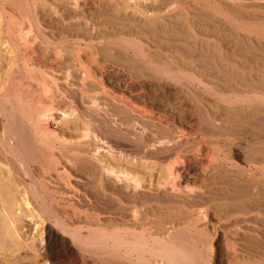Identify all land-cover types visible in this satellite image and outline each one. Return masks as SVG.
Wrapping results in <instances>:
<instances>
[{"label":"bare ground","instance_id":"6f19581e","mask_svg":"<svg viewBox=\"0 0 264 264\" xmlns=\"http://www.w3.org/2000/svg\"><path fill=\"white\" fill-rule=\"evenodd\" d=\"M66 1L0 0V20L5 23L0 22V215L3 217L0 221V249L6 250L5 254L2 252L5 259L0 260V264H206L204 259L198 260L196 256L200 246L192 235L203 227L200 220L204 218L210 222L223 221L224 231L216 242L221 264H230V258L237 252L235 242L233 249L225 245L224 241L227 243L230 239L227 230L243 222L258 223L257 228L250 227L255 233L251 239L264 248V0H178L182 4L179 8H210L203 12L214 18L222 10L237 13L235 41L240 49L237 58L232 54L231 57L214 52L207 54L204 49L202 53L190 55L197 47L191 40L196 35L184 29L190 27L193 20L189 11L184 9L171 14L168 11L153 13L148 8L138 7L143 13L142 18L124 15L129 18L118 22L115 31L142 34L146 42L127 36L125 41L120 39L118 43L117 38H111L119 47L106 45L112 53L108 51L105 56L127 72L129 82H124L127 86L141 77L152 79L156 86L151 92L147 91L144 101L160 105L156 106L158 111L155 109V113L153 108L143 107L145 109L141 112L147 119L141 120L139 133L131 131V134L110 125L104 115L110 111V101L116 102L118 119L122 125L127 124L134 117L128 107L133 109L136 99L132 101V97L114 91L108 82L103 81V72L99 75L98 68L90 61L91 54H88L91 51L86 49L90 52L82 53L84 47H93L98 52L94 42L96 31L81 26L82 22L70 29L68 32L74 36L78 50L74 51L75 57L70 53L66 55L63 53L67 52L64 38L68 32L54 21L52 24L42 19V11L38 9L107 8L115 4L114 0ZM157 1L147 7L150 5L151 10H159L161 6L157 3L160 0ZM123 2L122 6L126 4ZM161 2L165 6L166 1ZM117 15L123 17V13ZM85 19L89 22L91 18ZM80 33H85L86 37H81ZM105 40L110 42V39ZM82 44L86 46L81 48ZM216 48L220 50L218 46ZM62 104L66 124L52 127L49 125L52 111L63 108ZM83 129L87 132L91 129L93 134L96 131L101 138L99 143L102 138L122 137L123 140H117L128 141L134 162L138 159L143 168L149 166V160H154V165L159 164L156 167H159L158 178L152 170L147 186V182L141 181L144 176L141 173L143 176L128 169L118 170L99 157L93 160L76 153L82 150L81 142L70 140L76 139ZM87 132L85 130V134ZM83 134L82 138L87 136ZM191 134L200 135L199 145L205 147L203 154L190 155L191 150H188L192 147L191 143L188 145V136ZM66 135L72 136L69 142ZM233 136L240 139V144H245L240 149L246 153L243 168L229 172L224 159H220L222 154L215 157L210 150L217 147L216 144L229 145ZM58 143L62 145L60 151L55 149ZM113 149L110 147L108 151L112 154ZM70 150L74 152L70 153ZM193 164L201 168L197 171L202 174L192 171ZM71 176L77 180L73 182ZM181 176L192 184V189L186 191L191 187L186 186L182 190V180L179 183L174 181ZM221 176L226 178L221 179ZM150 189L160 192H149ZM22 210L34 219L37 216L44 226L40 239L45 242L44 253L36 255L29 252V248L25 253L35 256L26 259L18 254L21 228L18 230L16 222L21 220L18 216L22 215ZM33 211L37 215H33ZM150 213L154 216L149 217ZM167 224H170L169 229ZM237 231V228L233 229L236 238L237 235L241 238L242 233L237 234ZM199 239L198 243L202 239V245L209 241ZM206 249L205 252L201 250L202 253L207 254Z\"/></svg>","mask_w":264,"mask_h":264},{"label":"rangeland","instance_id":"374dc122","mask_svg":"<svg viewBox=\"0 0 264 264\" xmlns=\"http://www.w3.org/2000/svg\"><path fill=\"white\" fill-rule=\"evenodd\" d=\"M71 1V0H70ZM111 1V0H110ZM133 1V0H132ZM131 0H124V2H123V0H114V3L116 4V6H115V4H113V6H111V7H102V8H97L96 7V9H97V11H96V9H95V7L94 8H82V9H72V8H59V10H58V8L55 10V8H44V10H42L43 8L42 7H40V8H38L39 10H41L42 12H41V15H42V19H45V21L46 22H49V23H52L53 24V21H54V23H57V24H59V27H61V28H63L64 29V31H66V32H68V31H70V29H73L75 26H79L80 25V23H81V26H85V27H92L93 29H94V31H96L95 32V43H96V48H97V51L98 52H95V48L93 49V47H92V49H93V51H92V49H91V47H84V49H82V53L85 55V54H87V53H89L90 51H91V53H89L88 54V56L90 55L91 56V58H89L90 59V61H92L93 62V64L94 65H96V68H98V73H100L99 75H101V73L103 72V78L105 79V80H103L105 83H107L110 87H112V88H114V91H116V92H118L119 94H125L126 96H128L129 98L130 97H132V98H130L132 101L133 100H135L136 99V101H134L133 103H140V104H142L141 105V109H140V104H139V107H138V109H136V106H138L136 103L134 104V105H136L135 107H133V109H134V111H136V112H134V111H132L133 109H132V107H128V108H131V109H128V110H130L131 112H129L130 114L132 113V115L134 116L133 118H132V120L131 121H129V122H127V124H126V122L125 123H123V125H122V122L118 119V115H117V112H118V107L116 106V102H112V101H110V104H111V107H110V111H108V113L107 114H109V112H111L109 115H104V116H106V118H107V120L109 119V124L110 125H112V126H114V127H116L118 130H120L121 132H126V134H131V131H135L136 133H139L140 132V129H141V120H143V119H147V117L144 115V113H142L143 112V109H145V108H143V107H146L148 110L150 109V110H152V108H153V113H155V111L157 110L158 111V106L160 107V105H158V104H156L155 103V105H154V103H152V102H149V104H147L145 101H144V98H145V96L147 95V93H149V92H151L152 90H154V88H155V86H156V84L154 83V81L152 80V79H150V78H146V77H141V78H139L133 85H131V86H127L126 84L127 83H124V82H129L128 80H129V76H128V74H127V72H124V71H122V67L118 64V63H116V61H112V60H110V59H108L106 56H108L107 55V53H109V52H111L112 53V51H110V50H107L106 49V45H111V46H117L116 44H114L113 43V41L114 40H112V39H116V42L118 41V43L120 42V39H123L122 41H125V39L127 38V36H128V38L130 37V38H137L138 40H141L143 43H145L146 41L143 39V37H141L142 36V34H134V35H128V34H125V32H119V31H115V29H116V27L118 26V24H120V23H118V22H121V21H123V20H127V18H132V16H134V17H136V18H138V19H140V18H142V16H143V13L141 12V9L142 8H148L150 11H153V13H158V12H160L161 13V11H165V12H169V13H171V14H175V13H177L180 9H184V10H186V11H189V17L191 18V20H192V23H191V25H190V27H184V29L186 30H189V31H192V32H194L195 33V35H196V37L194 36V37H192L191 38V40H192V42H193V44H195L197 47H196V49L194 50L193 49V51H191L189 54L190 55H195V54H199V53H202V49H204L205 50V52L204 53H207V54H212V52H214V53H221V54H223L225 57H226V55L227 56H229V57H231V54H232V56H234L235 58H237V54L239 53V45L237 44V41H235L236 39H237V13H232L231 11H227V10H222L221 12L222 13H218L217 15V17H215L217 20L219 19V21H214L215 20V18H214V16L213 15H210V14H208V13H205V12H203V11H205V10H210V8H179L180 6H182V4L178 1V0H176L177 1V3H175V0H172L173 1V3L171 2V0H170V2L168 1V0H163V1H166L165 2V6H162L161 5V0H160V2H158L157 4H159L160 6H161V8L159 9V10H151V9H153V8H149V6L147 7V4H151V3H153L154 4V1L155 0H153V2H151V0H147V1H145V0H139V3H137L138 2V0H134L133 2H132ZM136 1V2H135ZM65 2H67L66 0H65ZM112 2H113V0H112ZM117 2H119V4L117 3ZM121 2H123V3H126V4H123V6H122V3ZM128 2V3H127ZM148 2V3H147ZM136 3V5H134ZM142 5H141V4ZM170 3V5H167V4H169ZM175 3V4H174ZM118 4V5H117ZM139 4V6H137ZM172 4V5H171ZM174 4V5H173ZM120 5L124 8L125 7V9H124V11L122 10V7L121 8H119L120 7ZM134 7H133V6ZM113 7V8H112ZM119 8V9H121V10H119V9H116V8ZM133 7V8H132ZM141 8L140 9V11H138V9L137 8ZM163 7H165V9L163 8ZM107 9V10H105V9ZM129 9V10H127V9ZM89 11H88V10ZM100 9V10H99ZM108 9H110V10H108ZM112 9H115L113 12L115 13H113L112 12ZM135 9H136V11H135ZM162 9H164V10H162ZM188 9V10H187ZM193 9L195 10V11H193ZM66 10H67V12H66ZM73 10V11H72ZM83 10V11H82ZM86 10V11H85ZM146 10V9H145ZM198 10H200V11H198ZM44 11H46V14H45V12ZM76 11V12H75ZM92 11V12H91ZM109 13H108V12ZM117 11V12H116ZM125 11H128L127 13L128 14H126V12ZM57 13V14H55V13ZM59 12V13H58ZM65 12V13H64ZM69 12V13H68ZM95 12V13H94ZM103 12V13H102ZM113 14H112V13ZM135 12H137V13H135ZM52 13V14H51ZM97 13V14H96ZM122 13H123V15H122ZM138 13H140V14H138ZM66 14V15H65ZM91 14V15H90ZM112 14V15H111ZM117 14H120V15H122L123 17L122 18H120V16H118ZM129 14H131V15H129ZM167 15H168V13H166ZM49 15V16H48ZM86 15V16H85ZM94 15H95V17H97V18H95L94 17ZM115 15V16H114ZM124 15H127V16H129V17H125ZM223 15H225L226 17H228V18H226L225 16H223ZM58 16V17H57ZM92 16L94 17L93 18V22H92ZM192 16V17H191ZM104 17V18H103ZM111 17H113V18H111ZM198 17V18H197ZM220 17V18H219ZM51 18V19H50ZM54 18V19H53ZM81 18H83L82 20H81ZM85 18H87V19H90L89 20V22H88V20L87 21H85L86 19ZM103 20H102V19ZM198 19V20H196V19ZM214 18V19H213ZM53 19V20H52ZM104 19H106L107 21H105ZM109 19V20H108ZM229 19V20H228ZM66 20V21H65ZM74 20V21H73ZM96 20V21H95ZM199 20H203V21H199ZM206 20V21H205ZM207 20H210V21H212V22H208ZM58 21V22H57ZM69 21V22H68ZM77 21V22H76ZM117 21V22H116ZM132 21H134L133 19H132ZM228 21V22H227ZM233 21V22H232ZM0 22H3L4 23V21L1 19L0 20ZM95 22V23H94ZM97 22V23H96ZM195 22V23H194ZM220 22V23H219ZM222 22V23H221ZM229 23L230 25L232 24V26L230 27V25H228L227 23ZM236 22V23H235ZM70 25H69V24ZM88 23H90L89 25H88ZM103 23V24H102ZM214 23V24H213ZM216 23V24H215ZM217 23H219V24H217ZM227 25H226V24ZM5 24V23H4ZM76 24V25H75ZM84 24V25H83ZM235 24V25H234ZM99 25V26H98ZM105 26V28H103L104 26ZM113 25L115 26V27H113ZM218 25V26H217ZM222 25H224V27L222 28ZM207 26V27H206ZM66 27V28H65ZM87 27V28H88ZM236 27V28H235ZM200 28V29H199ZM201 28H204V30L203 29H201ZM67 29V30H66ZM114 29V30H113ZM208 31V32H205L206 30ZM216 29V30H215ZM233 29H235V30H233ZM105 30H106V32H105ZM107 30H109V31H107ZM204 32H203V31ZM218 30V31H217ZM222 31L221 33H222V36H219V35H221V33L219 32V31ZM101 31V33H99ZM213 33H212V32ZM215 31H217V32H219V33H217V32H215ZM98 32V33H97ZM231 32V33H230ZM239 32L242 34V33H244V31L241 29V30H239ZM119 33V34H118ZM210 33V34H209ZM215 33H217L218 34V37H217V34H215ZM225 33H226V35H225ZM227 33H229V34H231L232 36H230L229 34L227 35ZM68 36L67 37H65L64 39H65V41L66 42H64V45H65V47H66V49H67V52H63L64 54H69L70 53V55L71 56H73V57H75L76 56V54H74V51H76V50H78V46L76 45L77 43H74V36H72L71 34H70V32H68ZM98 34V35H97ZM80 35H81V37H86V34L85 33H80ZM121 35V36H120ZM125 35V36H124ZM224 35H225V37H224ZM254 35H256V34H254ZM228 36V37H227ZM126 37V38H125ZM67 38V39H66ZM112 38V39H111ZM201 38V39H200ZM235 38V39H234ZM70 39V40H69ZM73 39V40H72ZM105 39H110V42H109V40L107 41V40H105ZM203 39V40H202ZM204 39H206V40H204ZM72 40V41H71ZM96 40H98L100 43L99 44H97L98 43V41H96ZM208 40V41H207ZM215 40H217V41H215ZM106 41V42H105ZM204 41H206V43L204 42ZM236 42V44L235 43H233V42ZM108 42V43H107ZM207 42H209V44L207 43ZM215 42V43H214ZM218 42V44L216 45V43ZM102 43V44H101ZM110 43V44H109ZM111 43H113V44H111ZM201 43V44H200ZM101 44V45H100ZM207 44V45H206ZM216 45V46H213V45ZM99 45H100V47H99ZM210 45V46H209ZM212 45V46H211ZM235 45V46H234ZM74 46H75V48H77V49H75L74 48ZM82 46H86V45H84V44H82L80 47L82 48ZM101 46H102V49H101ZM219 47L220 48V50L218 49L217 50V48L216 47ZM51 47H53V46H51ZM67 47H69V48H67ZM71 47L74 49H72V51H71ZM117 47H119V45L117 46ZM215 48V50H213L214 48ZM232 47H233V50H232ZM70 51H69V50ZM86 49L88 50H90V51H86ZM212 49V50H211ZM225 49V50H224ZM101 50V51H100ZM237 50V51H236ZM84 51V52H83ZM109 51V52H108ZM217 51V52H216ZM77 52V51H76ZM105 52V53H104ZM164 52H166L165 50H164ZM100 53V54H99ZM227 53V54H226ZM73 54V55H72ZM262 54V53H261ZM70 55H68V56H70ZM75 55V56H74ZM106 55V56H105ZM74 59V58H73ZM100 63V64H99ZM107 63H109V65H112L116 70H113L114 68L112 67V66H109ZM111 63H113V64H111ZM97 65H99V66H101V67H99V66H97ZM102 66H104L103 68H102ZM95 67V66H94ZM110 67H111V69H110ZM121 67V68H120ZM100 68H102V69H100ZM109 68V69H108ZM121 70H120V69ZM106 69H108V71L106 70ZM100 70V71H99ZM111 70V71H110ZM118 70V71H117ZM102 71V72H101ZM106 72V73H105ZM110 72H112L111 74H110ZM116 72V73H115ZM108 75V76H107ZM118 76V77H117ZM121 76V77H120ZM114 78V80H113V78ZM116 77V78H115ZM119 78V79H118ZM144 79V80H143ZM122 80V81H121ZM119 81V82H118ZM138 81H140V82H138ZM144 81L146 82V83H144ZM149 81H150V83H149ZM138 83H140L139 85H138ZM143 83H144V85H143ZM111 84V85H110ZM122 84V85H121ZM145 84H146V86H145ZM136 86V87H133V86ZM151 85V86H150ZM155 85V86H154ZM120 86H122V87H120ZM137 86H139V87H137ZM152 86H154V87H152ZM116 87V88H115ZM147 89H146V88ZM122 88V89H121ZM127 88H128V90H127ZM133 88H135V90L133 89ZM142 88V89H141ZM100 89V88H99ZM125 89H126V91H125ZM131 89V90H130ZM136 89H138L137 91H136ZM144 89H145V91H144ZM134 90V91H133ZM99 91V90H98ZM131 91H133V92H131ZM147 91H149V92H147ZM126 92V93H125ZM141 92V93H140ZM100 93V95H102V94H104V93H102V92H99ZM102 93V94H101ZM139 94H141V95H139ZM138 98H137V97ZM144 96V97H143ZM135 98V99H134ZM111 100V99H110ZM141 101H143L144 102V104H143V102H141ZM151 103V104H150ZM61 106H63V104L61 105ZM156 106H157V108H156ZM58 107V106H57ZM165 108H167V107H165ZM63 109H64V106H63V108H61V107H59L58 109H54V111H52V117H50L49 118V125L50 126H56V127H59V126H63V125H65L66 124V121L64 120L65 119V114H63L64 112H63ZM66 109V108H65ZM156 109V110H155ZM141 110H142V112H141ZM140 111V112H139ZM156 111V112H157ZM113 113V114H112ZM139 113V114H138ZM140 113H142V114H140ZM53 114H54V116H53ZM114 114H116V115H114ZM187 114H189V112L187 113ZM113 118H115V119H113ZM143 116V117H142ZM141 117H142V119H141ZM52 118V119H51ZM112 118V119H111ZM137 122V123H134L135 121ZM195 120V119H194ZM64 121H65V123H64ZM131 122H133V124L131 125L130 123ZM116 123H118L117 124V126H115V124ZM120 123V124H119ZM118 125H120V126H118ZM185 125H189V124H185ZM122 126V127H121ZM135 126H137V129L135 130ZM56 127H54V128H56ZM120 128V129H119ZM139 128V129H138ZM85 130H86V132H87V129H83V131H80V135L78 134V136L77 137H79V138H77L76 137V139L75 138H72V136H69V135H66V137H68L67 138V141L68 140H70L71 138H72V140H70V142H73V141H80L81 142V148H82V150L80 151V152H76V153H79L80 155H82V156H85V157H87V158H91V159H93V160H97V158L96 157H99L100 159H103V162L105 163H107V161H108V163L107 164H109V163H111V164H113V166L116 168V169H121V168H123V169H128V170H130V171H132V172H138L139 174L141 173V174H143V175H141V176H143L142 177V180L141 181H143V183L144 184H146V182H147V186H149V183L148 182H150V178L148 177V175L150 176V174L152 173V170H153V173L156 175V173H158L157 171L159 170V167H158V169L156 168L157 167V165L159 166V164H155L154 165V160H149V161H147V164L148 163H150L149 164V166L147 165V166H145L144 168H143V163H138L139 161H138V159H135V162H134V160H133V156L131 155V154H133L132 153V149H129V148H131L130 147V144L128 143V141H126L125 140V142H127L128 144H126L124 141V143L122 142V137H120L122 140H120L119 142H118V140H117V138L119 137L118 135L117 136H114V138L111 140V137H108V138H102V141H104V142H100L99 143V141L101 140V138L99 139L98 138V136L96 135L97 134V132L95 131V135L93 134V131H90V130H88L89 132H87L86 134H87V136H83V138H82V135L81 134H83V135H86L85 134ZM93 130V129H92ZM139 131V132H138ZM81 132H83V133H81ZM90 134V135H89ZM92 135H94V136H92ZM90 136V137H89ZM195 136V134H191V135H189L188 136V141H189V143H188V145L190 144V146L192 147L191 149H189L188 151H190L191 150V154L190 155H193V154H203V152L205 151V150H203V149H205V147L203 146H200L199 145V141H200V135H198V134H196V136ZM88 137V138H87ZM95 138V137H97L96 139L98 140V141H96V139H93V138ZM85 138V139H84ZM120 138H118V139H120ZM191 138V139H190ZM198 138V139H197ZM64 140H65V138H63ZM82 141H84V142H82ZM114 139L116 140V141H114ZM183 139H185V138H183ZM86 140V141H85ZM88 140V141H87ZM95 140V141H94ZM199 140V141H198ZM239 141V142H238ZM65 142H66V140H65ZM69 142V141H68ZM91 142V143H90ZM110 142H112V143H110ZM116 142V143H115ZM232 143H229V145H217L216 144V146L217 147H215V146H213V147H215V148H213V149H211L210 150V152L212 153V151L215 153V157H217L216 156V154L218 155L219 153H221L222 155H220V159H224L223 160V162H224V164L227 166V169H228V171L230 172V171H235V170H239V169H242L243 168V160H244V156H245V151L246 150H244L243 151V149H240V146L241 145H243V146H245V144H240V139L237 137V136H233L232 137V141H231ZM67 143V142H66ZM96 143V144H95ZM106 143V145H103V144H105ZM118 143V144H117ZM119 143H120V145L121 146H119ZM123 143V144H122ZM110 144V145H109ZM115 144H117V145H115ZM232 145V147L230 148V146ZM236 144V145H235ZM114 145V146H113ZM124 145V146H123ZM187 145V146H188ZM193 145V146H192ZM195 145H196V147H195ZM238 145V146H237ZM57 146L58 147H56L55 149L57 150V151H60V147L62 146V145H59V143L57 144ZM85 146L87 147L86 149H85ZM123 146V147H122ZM126 146V147H125ZM220 148H219V147ZM226 146V147H225ZM233 146H237L236 148L235 147H233ZM110 147H112V148H114L113 149V152H112V154L108 151V149L110 148ZM125 147V149H123ZM129 147V148H128ZM194 147V148H193ZM198 147H200V148H198ZM225 148V150L223 149V148ZM239 147V148H238ZM59 148V149H58ZM84 148V149H83ZM116 148V149H115ZM118 148V149H117ZM188 148H190V147H188ZM197 148H198V150H197ZM226 148H229L228 150H226ZM87 149H89V151H87ZM93 149V150H92ZM97 149V150H96ZM120 149H122L121 151H118V150H120ZM193 149H194V151H193ZM195 149H196V151H195ZM216 149V150H215ZM219 149H222V150H219ZM238 149V150H237ZM86 150V151H85ZM96 152H95V151ZM124 150V151H123ZM203 150V151H202ZM215 150V151H214ZM91 151V152H90ZM99 151V152H98ZM187 151V152H188ZM193 151V152H192ZM200 151V152H199ZM229 151L231 152V153H229ZM72 152H74L73 150H70V153H72ZM82 152V153H81ZM89 152V153H88ZM101 152V153H100ZM118 154H117V153ZM124 152V153H123ZM127 152V153H126ZM197 152V153H196ZM92 153V154H91ZM98 153H100V154H98ZM130 154V156H129V154L128 155H126V154ZM225 153V154H224ZM226 153H227V155L228 156H226ZM97 154V155H96ZM119 154H120V156H119ZM188 154V155H189ZM244 154V155H243ZM94 155H95V157H94ZM117 155V156H116ZM123 155V156H122ZM106 156H108L110 159H112V160H110L109 158H106ZM119 156V157H118ZM219 157V156H218ZM222 157V158H221ZM124 158V159H123ZM126 158V159H125ZM130 158V159H129ZM132 158V159H131ZM228 158H230V159H228ZM234 158V159H233ZM117 161H116V160ZM226 159V160H225ZM106 160V161H105ZM115 160V161H114ZM110 161V162H109ZM153 163H152V162ZM231 161H234V162H236V163H231ZM127 162V163H126ZM241 163V164H239V163ZM134 163V164H133ZM128 164H131V166L130 165H128ZM133 164V165H132ZM140 165H142V166H140ZM122 166V167H121ZM129 166V167H128ZM133 166V167H132ZM151 166V167H150ZM133 169H132V168ZM137 167V168H136ZM147 167V168H146ZM151 169H150V168ZM155 169H154V168ZM146 168V169H145ZM200 167L198 166V165H196V164H193L192 165V171L194 172L195 170L197 171H200V169H199ZM118 169V170H119ZM142 169V170H141ZM150 169V170H149ZM195 171V172H196ZM197 171V172H198ZM198 173H200V172H198ZM200 174H202V173H200ZM72 177V176H71ZM156 177L158 178V176L156 175ZM222 178L221 179H225L226 178V176H221ZM157 178H155V180L157 179ZM144 179H145V181H144ZM154 179V178H153ZM178 179V180H177ZM176 180H174V181H179V182H181V180H182V182L180 183V185H181V187H182V190H185L187 187H190L192 184H189V183H187L186 181H184V177L183 176H181V178L180 177H178ZM180 179V180H179ZM72 180H73V182H75L76 180H77V178H73L72 177ZM178 182V183H179ZM205 183H207L206 181H205ZM184 184V185H183ZM194 184V183H193ZM170 185V184H169ZM184 187H183V186ZM171 186V185H170ZM187 186V187H186ZM169 187V186H168ZM186 187V188H185ZM183 188H185V189H183ZM190 189H192V186L189 188V189H186V191L187 190H190ZM151 190V189H150ZM149 191V190H148ZM149 192H153V193H156L157 191H155V190H151V191H149ZM158 192H160V191H158ZM157 192V193H158ZM12 211H14V208H12ZM25 212L22 210V215H20V216H18V218L19 219H21V220H19L18 222H16V227L18 228V230L20 229V235H21V247H20V249H19V252H18V254L19 255H21L22 257H24L25 259H26V257L28 258V256L29 257H34L35 255H33V254H36V255H39V254H43L44 253V247H45V242H42L40 239H41V232H42V228L44 227L43 226V224L40 222V220H39V218L36 216V218L38 219H34L35 217H31V216H28V215H26V214H24ZM33 213V215H37V212L36 211H33L32 212ZM257 213V212H256ZM255 213V214H256ZM20 214H21V212H20ZM149 215V214H148ZM152 213H150V215H149V217H152ZM154 216V215H153ZM31 217V218H30ZM2 219H3V217H2V215H0V221H2ZM202 220H203V222H202ZM37 221V222H36ZM207 222V223H206ZM39 223H41V225L39 224ZM200 223L201 224H203L202 226L203 227H201V228H199V230H197V231H195V233L193 232V237L194 238H197V241H196V243H197V245L198 246H200V252L202 253V251H204V249L207 247L208 249H206V252H207V254L206 253H200L199 252V250L197 251V254L199 253V254H201V255H197L196 254V256H197V258H198V260H203L204 261V263L206 262V264H208V262H207V260H208V257L210 258L208 261H209V264H221L220 262H222V258H220L219 257V253H218V242H219V238H221V235H222V231H224V228H223V226H222V224H223V221L221 222V223H219V222H216V221H214V222H210V221H208L207 220V218H204V219H201L200 220ZM256 223V224H255ZM20 224V225H19ZM251 224V225H250ZM169 225L170 224H167L166 226H167V228L169 229L170 227H169ZM255 225H257V226H255ZM21 226V227H20ZM23 226V227H22ZM43 226V227H42ZM243 226V227H245V228H242L241 229V227ZM42 227V228H41ZM182 227V226H181ZM250 227H252L253 229L254 228H257L258 227V223L255 221H253V222H250V223H247V222H243L242 224H240V225H237V226H235V228H237L238 229V231H237V234H238V232H241L242 233V236H241V238H239L238 237V235H237V238H236V235L233 233V229H235L234 228V226H233V228H231L230 230H227L229 233H228V237L230 238L228 241H227V243H228V246H227V243H226V241H224L225 242V245H226V247H229V248H231V249H233V243L235 242L236 243V251L239 253H235L234 254V256H233V258L231 257L230 258V264H244V262H245V260L247 261V262H245V264L247 263V264H255V261L254 260H256L257 261V263L256 264H260V263H258V262H262V260H264V248H262L260 245H258L256 242H255V240H253V239H251V237L255 234L254 233V230H251L250 229ZM207 228H208V230H207ZM215 228V229H214ZM248 228V229H247ZM205 229V230H204ZM211 229V230H210ZM39 230H41V231H39ZM40 233H39V232ZM221 234H220V233ZM250 232V233H249ZM253 233V234H252ZM23 234V235H22ZM209 236H208V235ZM244 234V235H243ZM247 234V235H246ZM199 237H198V236ZM205 235V236H204ZM207 235V236H206ZM251 235V236H250ZM23 236V237H22ZM37 236H39L40 238H38ZM250 236V237H249ZM201 237L203 238V240H209V241H204V244L202 245L201 244V242H202V239H201ZM25 238V239H24ZM198 238H200L199 240V242L200 243H198ZM207 238V239H206ZM248 238H249V240H248ZM24 239V240H23ZM234 240V241H233ZM208 242H209V244H208ZM217 242V243H216ZM34 243H36V244H34ZM207 243V244H206ZM26 244H33V246H31V245H29V246H26ZM211 244V245H210ZM34 245H37V246H35V248H34ZM204 245H206V246H204ZM210 245V246H209ZM232 245V246H231ZM248 245H250V246H248ZM251 245H252V247H251ZM24 246L26 247V248H24ZM213 246V247H212ZM27 247H28V249H27ZM204 249H203V248ZM256 247H257V249H256ZM29 248H30V251L29 252H31V253H33V254H29V253H25V252H28V250H29ZM36 248L38 249V250H36ZM22 249H24V250H22ZM43 249V250H42ZM203 249V250H202ZM259 249V250H258ZM202 250V251H201ZM210 250V251H209ZM213 250V251H212ZM5 251V252H4ZM38 251V252H37ZM241 251V252H240ZM2 252H4L3 254H5L6 253V250L5 249H0V260H4L5 259V257H4V255L2 254ZM244 252V253H243ZM238 254V255H237ZM258 254L261 256H258ZM208 256V257H206V258H204V256ZM255 256V257H254ZM218 257V258H217ZM235 257V258H234ZM202 258V259H201ZM237 258H238V260H237ZM246 258V259H245ZM256 258V259H255ZM258 258H259V260H258ZM262 258V260L260 261V259ZM24 259V260H25ZM89 259H92V260H94L95 261V259H94V257L92 258V257H90L89 256ZM206 259V260H205ZM219 259V260H218ZM221 259V260H220ZM235 259V260H234ZM252 261H254V262H252ZM233 260H234V262H233ZM220 261V262H219ZM239 262V263H237V262ZM218 262V263H217ZM232 262V263H231ZM249 262H251V263H249ZM223 263V262H222ZM264 263V261L262 262V264ZM45 264H46V262H45Z\"/></svg>","mask_w":264,"mask_h":264}]
</instances>
